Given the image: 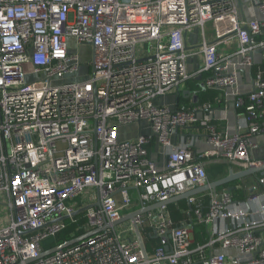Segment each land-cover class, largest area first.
Returning a JSON list of instances; mask_svg holds the SVG:
<instances>
[{"label":"built area","instance_id":"obj_1","mask_svg":"<svg viewBox=\"0 0 264 264\" xmlns=\"http://www.w3.org/2000/svg\"><path fill=\"white\" fill-rule=\"evenodd\" d=\"M195 26L202 42L186 49ZM83 46L93 73L65 79L80 70ZM255 51L264 59V0H0V203L7 206L0 264H264V172L247 200L217 188L206 204L189 197L193 214L180 222L165 205L137 214L143 240H159L154 248L144 240L146 252L131 220L113 225L209 183L205 157L264 164L252 157L254 137L264 133V68ZM198 52L203 65L189 72L188 58ZM242 71L252 86L236 94L245 123L235 133L204 117L210 104L164 102L203 72L206 88L236 90ZM197 122L211 146L198 154L174 141L176 130ZM132 125L139 126L135 136L121 133ZM153 143L166 157L164 169ZM96 199L101 206H89ZM81 215L72 239L110 226L40 256L45 240ZM196 225L205 228L203 243L194 244Z\"/></svg>","mask_w":264,"mask_h":264},{"label":"crops","instance_id":"obj_2","mask_svg":"<svg viewBox=\"0 0 264 264\" xmlns=\"http://www.w3.org/2000/svg\"><path fill=\"white\" fill-rule=\"evenodd\" d=\"M212 26L213 27H211L210 31H208L206 28V37L208 41H213L215 37L214 25L212 24ZM201 42V28L199 26H195L193 30L187 35L188 47H196L197 45H200ZM235 44L236 46H238V43ZM255 58L257 62L261 61L258 65H262L264 63L263 54H261L260 51H255ZM203 61L204 59L202 52L191 55L187 61L188 71H197L200 67H202ZM206 75V72L199 74L197 76V81H194L197 82V84L195 85H192V80L189 79L182 85L179 91H174L167 95L164 99V102L172 107H195L204 103L210 104L212 105V107L205 111V113L203 114L204 117L209 118L212 125L219 126L221 129H224V131H227L229 133H235L238 124L245 123L244 117L241 114V110L235 105L236 94H243L251 89V74L250 72H241V81L236 90L228 88L215 89V91H212V89L206 88L207 92L205 91L201 93L200 91H202L201 89H203L201 85L202 83H205ZM174 137L175 142L180 145L189 146L197 154L202 151H207L211 148L210 144L207 142V129L200 122L193 123L192 125L185 128H179L175 131ZM254 140L259 143V146L252 151V157L255 159H264V133L254 137ZM151 152L152 156L158 163V167L160 169H164L166 166V157L164 156V154L160 153L156 143H153ZM202 160L207 168V171L209 169V182H213L226 177L227 175H229L231 170L241 171L245 169L242 164L231 163L222 155L208 156L203 158ZM263 172L264 170L258 172L257 174L234 180L228 184L219 186L218 189H229L232 192L234 199L247 200L248 195L251 193L252 185L256 182L257 176ZM208 191L196 194L199 197V200H203L204 204L208 202ZM237 195L243 196L244 199L240 198L241 196L239 197ZM81 201L82 197L79 198L78 203L80 204ZM189 216L190 214L188 215V217ZM5 220L6 218L4 219V221ZM197 228H195L194 231V244L201 243L199 241H196V233H199V231L201 230L200 229L198 231ZM199 236H203L207 239V234L203 235L199 233ZM216 252H225V254L227 255H232L235 253V251L232 249L224 250L220 247L216 248Z\"/></svg>","mask_w":264,"mask_h":264},{"label":"water","instance_id":"obj_3","mask_svg":"<svg viewBox=\"0 0 264 264\" xmlns=\"http://www.w3.org/2000/svg\"><path fill=\"white\" fill-rule=\"evenodd\" d=\"M190 47L186 46V49H188ZM198 78H201V77H198ZM202 88L204 90H206V85L205 83H202ZM190 93V92H188ZM264 170V164L263 165H259V166H251V167H248V168H245L241 171H234V170H231L229 175H227L226 177H223L221 179H218L216 181H213V182H209L205 185H202V186H199V187H196L192 190H189L185 193H182L180 195H176L168 200H165V201H160V202H157V203H154L153 205H150V206H145V207H142L141 209H138L136 211H133L125 216H123L121 219L117 220V221H114L113 222V225H118V224H121L125 221H128V220H131L132 223L134 224V227H135V230H136V233H137V237L141 243V246H142V249L144 250V252H146V248H145V244H144V240H143V237L140 233V230L138 228V226L134 223V217L137 215V214H140V213H144L148 210H151V209H156V208H159L161 206H168L170 205L171 203L173 202H176V201H179V200H182V199H189V197L193 196V195H196L198 193H202V192H205V191H208L210 189H217L219 186H222V185H225V184H228L234 180H238V179H242L244 177H247V176H250V175H254V174H257L258 172H261ZM89 206H98L100 207L101 206V202L100 200L98 199L95 203L89 205ZM87 207H84L82 209H79L78 211H76L74 213V215L78 214L80 211L84 210V209H87ZM189 214H191L192 212V209H193V206L189 204ZM68 217H63V219H67ZM110 226V223H105L104 226L100 227V228H97L93 231H90L86 234H83L81 236H78L76 238H73V239H70L68 241H65L63 242L62 244H59V245H56L50 249H47L43 252H41L40 256H44V255H47V254H51L59 249H62V248H65V247H68V246H71L77 242H82L84 239L86 238H94V237H98L100 235V233L102 231H104L107 227Z\"/></svg>","mask_w":264,"mask_h":264},{"label":"trees","instance_id":"obj_4","mask_svg":"<svg viewBox=\"0 0 264 264\" xmlns=\"http://www.w3.org/2000/svg\"><path fill=\"white\" fill-rule=\"evenodd\" d=\"M257 66L258 65H256L252 69L253 72L256 71V67ZM260 66L262 68H264V63L262 65H260ZM191 80H192V85L197 84V82H194V81H197V76L191 78ZM201 90H202V91H200L201 93L206 91L204 89H201ZM152 146H153V144L150 146L151 150H152ZM237 196H239V195H237ZM240 198L244 199L243 196H241ZM168 209H169L173 219L176 222H180V221H182L184 219H187L188 215H189V210H190L187 199H182V200H179L178 202L171 203L170 205H168ZM192 214H193V212H192ZM77 217H78V221L69 222L67 224V227L61 233L57 234L56 236H53V237H50V238L46 239L45 242L43 243V246L46 249H50V248H52V247H54L56 245L62 244L63 242L72 239V235L77 231L79 225L84 221V218H82V215L81 216H77ZM196 228L198 229V231L201 229L199 231L200 234L206 235V231L204 230V227L202 225H196ZM199 233H196V241H199L201 243L205 242L206 238L203 237V236L202 237L199 236ZM144 240H145V243L149 247L151 246L152 248H154V247L159 245V240L157 238H155L153 235H149V234L145 235L144 236Z\"/></svg>","mask_w":264,"mask_h":264},{"label":"rangeland","instance_id":"obj_5","mask_svg":"<svg viewBox=\"0 0 264 264\" xmlns=\"http://www.w3.org/2000/svg\"><path fill=\"white\" fill-rule=\"evenodd\" d=\"M212 24L213 23L211 22L206 24V28L208 31H210L211 27H213ZM72 47L76 50V44L74 42L72 43ZM77 51L80 54V59L83 64L77 73L70 75V76L68 75L65 77V79L72 80L75 82H80V81L86 80L89 77V75L93 73V68H91L89 65L90 64L89 60H90L92 52L90 50V47L88 46L80 47V49L79 50L77 49ZM30 78H32V76H30ZM138 128L139 126L132 125V126L124 127L120 131L122 134L124 135L126 134L127 137H133L137 134ZM6 208L7 206L5 202L0 203V225H2L5 222L4 219L7 217Z\"/></svg>","mask_w":264,"mask_h":264}]
</instances>
